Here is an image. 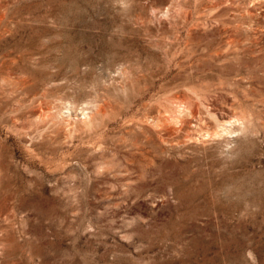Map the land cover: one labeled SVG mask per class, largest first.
<instances>
[{"label": "rangeland", "instance_id": "obj_1", "mask_svg": "<svg viewBox=\"0 0 264 264\" xmlns=\"http://www.w3.org/2000/svg\"><path fill=\"white\" fill-rule=\"evenodd\" d=\"M0 264H264V0H0Z\"/></svg>", "mask_w": 264, "mask_h": 264}, {"label": "bare ground", "instance_id": "obj_2", "mask_svg": "<svg viewBox=\"0 0 264 264\" xmlns=\"http://www.w3.org/2000/svg\"><path fill=\"white\" fill-rule=\"evenodd\" d=\"M223 34H225V33L221 32V30H220L217 33V36H206L204 41L202 42L203 44L201 46H199V47H196L194 50H192L190 55L191 54L197 55L198 52H200V53H199L198 59H196L195 62L190 60L189 69H191V70L194 69V67L196 66V64L198 62H201V61L204 62V61L207 60V61H210L211 63H216L218 61H221L222 58H224V57H226L228 55V54L225 55V56L222 55V51L229 44L222 37ZM178 39H179V37H178ZM186 48H189V46L186 45L185 49ZM250 53L253 54L254 53L253 50H251ZM210 68H212V67H210ZM244 68H246V67H244ZM249 70L250 69H248V71ZM245 74L247 75V77L246 78L242 77V78H240V80H246V79L247 80H252V79H254V71L253 72L250 71L249 73L246 72ZM240 80H239V82H240ZM198 98H197L196 101H198ZM175 100H176L175 102H172L171 104H168V105L166 104V105H158V106H156V108L154 109V112L156 114L155 117L151 118V117L145 116V119L143 118L144 119L143 120V128H144V130H146V131H154V132H156L157 134L160 135V134H162V132H163L162 129H163L169 136H172L173 132H174L173 128H175V127L171 128V125L176 126V127H180L179 130H181V129L185 130V128L188 127L191 124V122L189 123V121L187 120L188 117L197 116V121H198L197 129H199V132L196 134L197 140L198 141H204V140L208 139L210 141L214 137H216V138L220 137L221 138V136L224 135L225 133H230V131H231L230 128H232L231 126H233L235 123H240V122L242 124L243 123L242 121L244 120L240 116L238 117L236 115H234L233 118H232V117H230L232 115L224 116L225 113L223 115L217 114L216 111H213V108H212L211 104L209 103L208 98H203V100H200V101H202L201 102L202 103L201 107L204 106L207 109V115H208V118L211 119V121H209L208 119L200 117L198 115V113L200 112L199 111L200 105L197 104L198 105L197 106V105L193 104L192 102H190L188 100L187 96H185L184 94H180L179 96H177L175 98ZM200 101H199V103H200ZM98 110L100 111V113L103 112V108L102 107H100ZM193 118L195 119V117H193ZM232 120H234V121H232ZM81 123L85 127H89L90 125L92 126V124H93L92 123V117L89 116L88 114H84V119H83V121ZM167 123H169V125ZM215 123H216V125H215ZM196 125L194 127H196ZM236 125H238V124H236ZM206 127L208 129L204 131V129ZM185 132H186V130H185ZM188 136H192V135L188 134ZM182 138H183V136L180 135L175 140H177L179 142V140H181ZM192 139H194V137ZM201 143H203V142H201Z\"/></svg>", "mask_w": 264, "mask_h": 264}]
</instances>
